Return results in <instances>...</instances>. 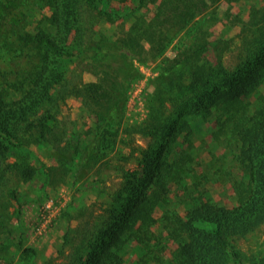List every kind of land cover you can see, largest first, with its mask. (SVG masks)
<instances>
[{
  "label": "trees",
  "instance_id": "trees-1",
  "mask_svg": "<svg viewBox=\"0 0 264 264\" xmlns=\"http://www.w3.org/2000/svg\"><path fill=\"white\" fill-rule=\"evenodd\" d=\"M63 1L68 33L75 32L72 50L55 43L44 30L35 35L29 31L27 8L31 0H0V85L5 86L6 97L22 95L21 100L28 102L16 108L0 107V170L8 167L23 178L44 174V164L35 165L30 159L32 156L38 160L29 144L37 145L48 157L74 166L71 173L75 176L80 171L86 174L97 170L105 163L119 134L127 83L140 75L135 60L145 59L143 53L151 58L160 56L178 32L220 0H162L153 22L137 20L129 35L120 40L105 35L85 40V30L75 16L84 0ZM216 20L215 17L212 21ZM204 22L200 21L198 29ZM243 24L241 61L233 70L227 68L221 56L214 65L202 61L209 44L208 31H202L177 57L166 61L151 96L149 118L142 128L154 137L153 145L143 152L139 169L122 171L123 181L109 194L105 213L97 217L96 232L79 254L81 264H122L123 246L131 238L144 242L143 262L147 263L152 239L145 231L156 223L158 204L169 203L170 186L181 181L189 162L185 150L173 154L180 164L176 160L170 162L171 156L165 153L181 135L187 142L192 121L200 118L215 121L217 141H227L224 147L231 148L239 160L243 178L250 175L252 190L243 205L233 209L201 197L189 198L191 204L184 216L167 208L162 217L166 220L164 227L178 242L175 264H226V251L219 245L224 233L242 232V227L261 219L264 98L258 108L250 99L264 85V6H253L250 20ZM144 41L150 44L149 49ZM52 54L69 58L79 73L99 77L97 82L83 83L70 93L89 98L97 116L92 139L83 145L74 136L67 139V132L61 127L60 106L67 94L65 66L61 60L51 66ZM169 102L175 104L177 116L175 122L164 123L163 112ZM70 141L75 145L68 154L62 151V143ZM69 173L64 170V174ZM197 223L216 227L200 228ZM24 251L35 252L33 248ZM237 255L229 254L235 262Z\"/></svg>",
  "mask_w": 264,
  "mask_h": 264
},
{
  "label": "rangeland",
  "instance_id": "rangeland-1",
  "mask_svg": "<svg viewBox=\"0 0 264 264\" xmlns=\"http://www.w3.org/2000/svg\"><path fill=\"white\" fill-rule=\"evenodd\" d=\"M31 1L27 8L29 31L35 35L44 30L55 43L72 50L75 32L68 33L64 1ZM161 3L162 0H84L80 9L75 10V16L85 30V40L97 39L101 35L120 40L129 35V30L137 20L153 22ZM253 6H264V0H220L178 32L160 56L151 58L148 53H143L145 59L135 60L140 75L127 83L118 137L105 163L97 170L86 174L80 171L75 176L71 173L75 170L74 166L46 156L35 144H29L28 147L38 160L32 156L30 159L35 165L44 164L43 175L30 179L21 177L8 167L0 170V264H81L79 254L89 245L92 234L96 232L97 217L105 213L104 206L109 194L117 190L123 181L122 171L139 169L143 152L150 144L153 145L154 137L142 128L151 112L150 100L160 82L162 67L168 59L177 57L182 48L198 38L202 31H208L209 44L202 61L214 65L221 56L227 68L235 69L241 61L243 23L250 20ZM215 17L217 20L213 22ZM200 21L205 22L198 29ZM143 45L146 49L150 48L147 41ZM61 58L52 54L50 59L51 66L58 60L65 66L64 89L67 94L60 106L61 127L66 130L67 139L74 136L83 145L92 139L97 116L92 112L89 98L83 99L70 93L83 83L97 82L99 77L89 72L79 73L69 58ZM4 94L6 88L0 85L1 108H16L28 103L21 100L22 95L8 98ZM263 98L264 85L251 97L250 102L258 108ZM163 114L162 122H175V104H166ZM185 116L186 113L182 119ZM215 128L213 119L192 121L187 142H184L183 134L176 139L174 147L167 149L169 153L166 151L165 154L171 156L170 162L176 160L179 164L181 162L173 155L174 152H187V171L181 181L171 184L169 203L158 204L156 223L145 231L146 236L152 239L149 242L150 258H147V263L143 262L144 242L131 238L123 246L122 264H175L174 254L178 242L164 227L166 220L162 217L167 208H170L171 213L178 212L184 216L191 204L189 198L192 197H201L205 201L209 199L228 209L243 205V200L252 190L250 175L243 178L239 160L230 151L231 148L224 147L227 145L226 140L222 145L217 141ZM86 138L89 140L86 141ZM62 144H65L62 151L68 154L73 151L75 143L70 141L69 144ZM10 161L13 159L10 158ZM64 170H70V173L66 175ZM77 182L83 184L78 185ZM63 187H66L64 192L67 193L65 207L49 231L41 237L35 235L40 207L48 199L61 194ZM259 218L257 224L242 227V232L227 230L224 233V240L219 245L226 251V264H264V210ZM251 222H256V219ZM196 225L213 230L216 227L205 223ZM25 248H33L35 252H25ZM232 253L238 254L236 262L229 256Z\"/></svg>",
  "mask_w": 264,
  "mask_h": 264
},
{
  "label": "built area",
  "instance_id": "built-area-1",
  "mask_svg": "<svg viewBox=\"0 0 264 264\" xmlns=\"http://www.w3.org/2000/svg\"><path fill=\"white\" fill-rule=\"evenodd\" d=\"M66 187L62 188L61 194L56 197H52L43 204L36 218L35 224V235H40V237L45 234L55 222V219L59 215L60 211L65 207L67 203V197L64 192Z\"/></svg>",
  "mask_w": 264,
  "mask_h": 264
},
{
  "label": "crops",
  "instance_id": "crops-1",
  "mask_svg": "<svg viewBox=\"0 0 264 264\" xmlns=\"http://www.w3.org/2000/svg\"><path fill=\"white\" fill-rule=\"evenodd\" d=\"M234 28H236V27H234ZM85 140L87 141V140H89V138H86ZM109 157H110V156H109ZM87 177H88V176H87ZM81 183H82V182H77L78 185L81 184ZM82 184H83V183H82Z\"/></svg>",
  "mask_w": 264,
  "mask_h": 264
}]
</instances>
